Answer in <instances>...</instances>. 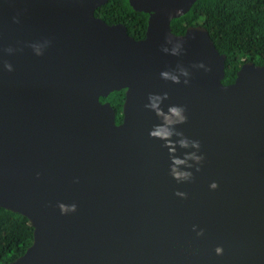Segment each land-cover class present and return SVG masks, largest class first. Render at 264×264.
<instances>
[{"label":"water","instance_id":"obj_1","mask_svg":"<svg viewBox=\"0 0 264 264\" xmlns=\"http://www.w3.org/2000/svg\"><path fill=\"white\" fill-rule=\"evenodd\" d=\"M195 1L127 0L147 15L135 40L94 16L107 0H0V208L31 228L8 264H264V65L221 84L225 56L205 28L170 29ZM168 39L181 55L161 51ZM45 41L36 56L29 45ZM178 64L187 85L160 76ZM121 90L116 125L99 99ZM164 93L165 112L186 110L175 131L200 142L203 161L181 168L190 181L171 177L164 141L149 137L161 120L148 96Z\"/></svg>","mask_w":264,"mask_h":264},{"label":"trees","instance_id":"obj_2","mask_svg":"<svg viewBox=\"0 0 264 264\" xmlns=\"http://www.w3.org/2000/svg\"><path fill=\"white\" fill-rule=\"evenodd\" d=\"M94 16L106 24L126 26L133 39L143 37L146 15L133 12L127 0H107L97 7ZM205 28L219 54L225 56L221 84L231 83L244 62L264 65V0H196L183 16L171 20L174 35H181L189 26ZM119 120L123 90L110 93L105 99ZM31 241V228L18 214L0 208V264H8L23 254Z\"/></svg>","mask_w":264,"mask_h":264},{"label":"clouds","instance_id":"obj_3","mask_svg":"<svg viewBox=\"0 0 264 264\" xmlns=\"http://www.w3.org/2000/svg\"><path fill=\"white\" fill-rule=\"evenodd\" d=\"M18 22V21H14ZM48 41H45L43 45L41 44H32L29 45L34 54L36 56L42 55L43 47L47 46ZM166 45H170L171 47H162L161 51L170 54L172 56H178L182 53L183 45L181 43H174L171 39L166 40ZM14 49L8 48L6 52L8 54H12ZM194 68H203L206 72L210 71L209 68H206L203 63L192 65ZM3 69L5 71L11 72L12 66L11 64L4 62ZM190 73L187 69H185L181 65H177L175 71H162L160 76L165 81H171L173 84L181 83L180 77H184L183 83L187 85L189 83L188 77ZM168 99V94L164 93L163 95L150 94L148 96L149 103L145 105V108L154 112L155 116L161 120L159 125H155L153 129L149 132V137L153 139H158L164 141L163 147L168 149V154L170 157V171L169 174L171 177L176 180L178 183L190 181L192 179V173L190 171H182L181 168L190 169L193 167L192 161L194 164L199 165L204 157L202 155H197V151L200 149V142L198 140H189L188 138L183 136V133L175 131V126L181 125L187 122V116L185 113V108L182 106H170L165 112L161 107V102ZM176 136L178 139L174 142L172 137ZM177 146L181 149H194L196 151L185 154L183 158H177L175 156ZM197 172L200 170L199 167L195 169ZM211 190H215L217 188L216 183H212L210 186ZM176 196L184 199L186 198V194L183 192H176ZM58 208L62 215L75 212L76 206L73 204L71 206H66L64 204H58ZM195 231V228L193 229ZM197 236H202L203 231H199L196 233ZM223 249L217 247L215 249L216 255H222Z\"/></svg>","mask_w":264,"mask_h":264},{"label":"flooded vegetation","instance_id":"obj_4","mask_svg":"<svg viewBox=\"0 0 264 264\" xmlns=\"http://www.w3.org/2000/svg\"><path fill=\"white\" fill-rule=\"evenodd\" d=\"M146 18H147V15H146ZM116 24H120V23H113V24H107V25H116ZM122 25V24H121ZM124 26V25H123ZM124 28H125V30H126V32H127V29H126V26H124ZM128 34V33H127ZM130 36V35H129ZM143 37H141V38H138V39H136V40H139V39H142ZM230 84V83H229ZM101 102H104V101H101ZM114 112V111H113ZM114 118H116V114H115V112H114ZM121 119H122V117H121V109H120V113H119V120H118V118L116 119L117 120V122L115 123L116 125H119L120 124V122H121Z\"/></svg>","mask_w":264,"mask_h":264}]
</instances>
